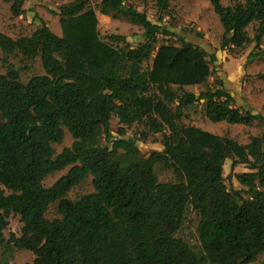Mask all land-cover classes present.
I'll return each instance as SVG.
<instances>
[{"label": "trees", "instance_id": "16d2710c", "mask_svg": "<svg viewBox=\"0 0 264 264\" xmlns=\"http://www.w3.org/2000/svg\"><path fill=\"white\" fill-rule=\"evenodd\" d=\"M4 1L13 16L24 12V0ZM210 3L223 27L222 47L260 44L264 0ZM156 4L165 10L169 0ZM98 10L128 17L143 28L145 40L133 47L124 35L103 39L90 0L59 7L62 35L45 23L18 38L0 33L6 58H39L44 70L26 83L11 65L0 74V245L32 252L33 264L255 262L264 253V136L240 144L180 121L183 109L200 101L212 122L251 126L264 118L235 105L223 79L199 94L184 89L207 82L215 53L184 36L179 45H157L166 29L124 0H100ZM253 22L250 37L246 28ZM113 115L122 125L118 136L110 130ZM135 123L151 133L168 129L163 149L143 156L136 140L125 136ZM65 129L73 142L56 154L53 144L63 141ZM227 159L248 169L234 174L239 189L224 182ZM69 166L52 186L43 185L45 176ZM156 166L170 169L172 180L160 182ZM87 176L94 190L68 199ZM52 202L61 216L48 219ZM190 207L200 216L199 252L176 236ZM12 213L20 216L21 234L6 239Z\"/></svg>", "mask_w": 264, "mask_h": 264}, {"label": "rangeland", "instance_id": "374dc122", "mask_svg": "<svg viewBox=\"0 0 264 264\" xmlns=\"http://www.w3.org/2000/svg\"><path fill=\"white\" fill-rule=\"evenodd\" d=\"M72 0H24V12L19 16H13L10 4L0 0V33H4L12 38L30 35L37 27L45 23L53 33L62 35L59 16L55 14L61 5ZM246 0H221L224 5H234L244 3ZM100 0H90V7L96 10L98 28L103 39L108 40L112 34L124 35L126 41L136 47L145 39L143 28L130 22L128 17L119 15L116 18L103 15L99 12ZM126 7L134 8L145 13L147 18L155 24H159L164 30L157 34V45L181 43V37L197 45L204 47L209 53H215L217 60L211 64L212 74L204 84L185 86L186 91L199 94L209 87H215L217 78L223 79L226 89L235 99V105L244 104L264 118V36L258 46L251 42L243 47H233L231 45L222 47L223 27L218 15L214 12L210 0H169V6L165 10H159L156 0H124ZM257 22L247 26L246 31L250 37L255 35ZM120 45L123 44L119 42ZM252 55V59L250 56ZM152 61L146 63L150 67ZM13 66L19 71V79L26 83L32 76L43 74L39 58L33 60L22 59L19 55H10L6 58L0 49V74H5L9 66ZM177 89L176 87H174ZM203 102L194 103L183 109L180 123L182 125L197 126L221 136H227L236 140L240 144H246L253 136H264V121H256L251 126L242 124H232L225 121L212 122L207 119L204 113ZM122 125L118 117L112 116L110 120V130L114 136H118L117 130ZM164 133H169L165 129L162 133H151L143 124L135 123L126 128L125 136L136 140V145L143 156H148L153 150L161 151L163 145L161 140ZM100 136L101 144L107 142ZM73 138L69 131L65 129L64 139L61 143L53 144L56 154L65 147H70ZM120 151L119 155H121ZM70 166L47 175L42 183L45 187L52 186L62 175L66 174ZM248 169L243 164L232 165V160L227 159L223 167L224 182L229 189H239L240 185L236 181L234 174ZM155 172L160 182L172 180L170 169L156 166ZM94 190L92 177L87 176L82 182L75 185L67 193L66 197L76 200L82 195ZM247 197V195H244ZM45 216L48 219L60 217L58 212V202L48 205ZM199 213L191 207L185 213L184 223L176 236L188 242L194 250L200 251L197 226L199 223ZM8 225L4 229V236L9 238L10 234L20 236L22 222L20 216L10 214L7 218ZM34 254L30 251L15 248L10 243L0 245V264H33ZM250 264H264V253Z\"/></svg>", "mask_w": 264, "mask_h": 264}]
</instances>
